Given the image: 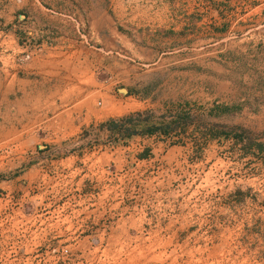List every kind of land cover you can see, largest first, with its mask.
<instances>
[{"label":"rangeland","instance_id":"obj_1","mask_svg":"<svg viewBox=\"0 0 264 264\" xmlns=\"http://www.w3.org/2000/svg\"><path fill=\"white\" fill-rule=\"evenodd\" d=\"M42 45L82 96L0 86V264H264V0H0Z\"/></svg>","mask_w":264,"mask_h":264},{"label":"crops","instance_id":"obj_2","mask_svg":"<svg viewBox=\"0 0 264 264\" xmlns=\"http://www.w3.org/2000/svg\"><path fill=\"white\" fill-rule=\"evenodd\" d=\"M74 55L73 52H69ZM5 54L1 53L0 59L5 58ZM12 55H10V58ZM15 59L17 57L13 56ZM13 67L12 62L10 68H4V64L0 65V86L5 88L3 82L8 80V75L11 77L10 80V94L16 95V100L22 102L25 100L27 103V109H30L32 113H40L39 107L48 106L50 99L52 98V105L57 106L58 101H63L65 93H69V97L73 100H77L82 96V86L75 83L74 87L66 88L64 79L69 74L65 72V57L64 52L59 50H48L42 45V49L33 51L30 59L27 63ZM14 72L20 74L24 72L23 76H16ZM68 85L71 83L68 81ZM52 85V86H51ZM16 88V89H15ZM52 88V89H51ZM54 90L55 93L52 92ZM4 92H7L5 90ZM73 92V94H71ZM42 115L46 116L49 111H41Z\"/></svg>","mask_w":264,"mask_h":264}]
</instances>
